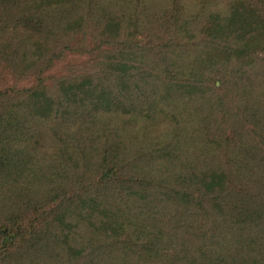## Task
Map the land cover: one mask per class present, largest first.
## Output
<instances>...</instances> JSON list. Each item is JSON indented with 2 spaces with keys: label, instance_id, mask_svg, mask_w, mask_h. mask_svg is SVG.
<instances>
[{
  "label": "trees",
  "instance_id": "16d2710c",
  "mask_svg": "<svg viewBox=\"0 0 264 264\" xmlns=\"http://www.w3.org/2000/svg\"><path fill=\"white\" fill-rule=\"evenodd\" d=\"M2 75L0 264H264V0H0Z\"/></svg>",
  "mask_w": 264,
  "mask_h": 264
},
{
  "label": "rangeland",
  "instance_id": "374dc122",
  "mask_svg": "<svg viewBox=\"0 0 264 264\" xmlns=\"http://www.w3.org/2000/svg\"><path fill=\"white\" fill-rule=\"evenodd\" d=\"M80 58H75V57H68L64 63L62 64H58L54 69L53 71L50 73L52 75H58L59 73L62 72L63 70V67L64 66H69V65H72L74 63H77V62H80ZM10 83L9 79L7 78V76L5 75H2L1 76V79H0V85L2 84H5V85H8Z\"/></svg>",
  "mask_w": 264,
  "mask_h": 264
}]
</instances>
